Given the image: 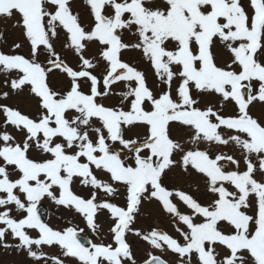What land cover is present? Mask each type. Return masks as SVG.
<instances>
[{
  "label": "snow or ice",
  "instance_id": "1",
  "mask_svg": "<svg viewBox=\"0 0 264 264\" xmlns=\"http://www.w3.org/2000/svg\"><path fill=\"white\" fill-rule=\"evenodd\" d=\"M85 4L0 0L19 32L0 28V99L36 98L0 103V249L33 264H264V0ZM177 169L206 191L169 183ZM45 199L72 217L49 223ZM145 201L158 215L136 227Z\"/></svg>",
  "mask_w": 264,
  "mask_h": 264
},
{
  "label": "rangeland",
  "instance_id": "2",
  "mask_svg": "<svg viewBox=\"0 0 264 264\" xmlns=\"http://www.w3.org/2000/svg\"><path fill=\"white\" fill-rule=\"evenodd\" d=\"M74 6L78 8L76 11L82 12L85 16H87V5L85 4V1L83 0H74L73 1ZM7 27L8 29V34H9V42L14 39H18L19 37V32L17 30L11 29L10 25H3L0 24V28ZM5 48H7V45H5ZM27 47L23 48V52H27ZM125 59H132L134 56H131V52H126L124 54ZM69 59H73L71 55L69 56ZM3 76L0 75V81L3 80ZM7 90V89H4ZM23 96H25L23 94ZM23 96L20 95L19 93L13 95L11 99L9 100H2L0 99V103H7L12 106H17L21 109H27L26 107V101L27 99H23ZM105 103H113L116 102V98H112L111 100H105ZM254 112H261L264 111V105H259L257 104L256 107L253 109ZM3 117L0 115V120H2ZM10 131L15 132L14 129H10ZM134 131H140L138 129H135ZM177 174L178 175H172L170 174V180L168 181L169 183L179 187L181 185H187L191 188L192 191H199L200 193H204L206 189L204 188L203 184L198 183L196 180H189L188 178L184 177L182 174H179V170L177 169ZM76 190L79 193L87 194L89 189L80 187L79 184L76 185ZM42 204L45 206L47 210V221L53 225L59 226L62 225L66 219L72 217V213H70L68 210L60 208L56 209L55 205H53L50 201L45 199ZM157 208L158 205L156 202H148L145 201L142 206V215L139 217L138 223L136 224V227H146L149 224H152L153 221L156 219L158 213H157ZM105 215H107L105 213ZM74 223L79 224L80 227H85L84 222L82 218H80L78 215L75 216L74 218ZM101 220H103V217H101ZM163 227L166 228V230L172 232L174 235V229L170 225H162ZM105 232L107 231V225H103ZM85 232L88 233L89 236H91V233L88 231L87 228H85ZM35 235V233H33ZM130 240H134V237H129ZM148 247L146 244L136 241L134 243V250L137 252L138 258H141L143 256L142 249ZM45 251L48 252H56L57 249H45ZM0 264H33V262L26 257L25 254H17L12 251L5 252L3 249H0Z\"/></svg>",
  "mask_w": 264,
  "mask_h": 264
},
{
  "label": "flooded vegetation",
  "instance_id": "3",
  "mask_svg": "<svg viewBox=\"0 0 264 264\" xmlns=\"http://www.w3.org/2000/svg\"><path fill=\"white\" fill-rule=\"evenodd\" d=\"M74 0H72V3H74L73 2ZM83 1H85V0H83ZM72 7H73V9L74 10H78V8L76 7V6H74V4H72ZM27 50V49H26ZM22 51V50H21ZM26 53V52H25ZM134 56V57H136L137 56V53L136 52H131V56ZM20 95H22L23 96V94L25 95V96H23V99L25 98V99H27L28 98V100L26 101V107H27V109L25 108V109H23V110H30V109H33L34 110V108H35V104H36V98L34 97V96H32L30 93H29V91H28V89L27 88H25L24 89V91L23 92H20L19 93Z\"/></svg>",
  "mask_w": 264,
  "mask_h": 264
},
{
  "label": "water",
  "instance_id": "4",
  "mask_svg": "<svg viewBox=\"0 0 264 264\" xmlns=\"http://www.w3.org/2000/svg\"><path fill=\"white\" fill-rule=\"evenodd\" d=\"M42 211L45 213V215H44V218H45L46 214H47V210H46L45 206H43V205H42Z\"/></svg>",
  "mask_w": 264,
  "mask_h": 264
}]
</instances>
